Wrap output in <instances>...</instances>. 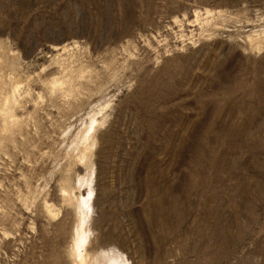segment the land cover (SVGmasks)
I'll return each instance as SVG.
<instances>
[{
  "label": "rangeland",
  "instance_id": "1",
  "mask_svg": "<svg viewBox=\"0 0 264 264\" xmlns=\"http://www.w3.org/2000/svg\"><path fill=\"white\" fill-rule=\"evenodd\" d=\"M264 264V0H0V264Z\"/></svg>",
  "mask_w": 264,
  "mask_h": 264
},
{
  "label": "bare ground",
  "instance_id": "2",
  "mask_svg": "<svg viewBox=\"0 0 264 264\" xmlns=\"http://www.w3.org/2000/svg\"><path fill=\"white\" fill-rule=\"evenodd\" d=\"M80 256H81V259L80 260H81L82 264H86V261H85L86 259H84V256L83 255H80Z\"/></svg>",
  "mask_w": 264,
  "mask_h": 264
}]
</instances>
